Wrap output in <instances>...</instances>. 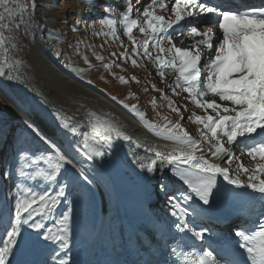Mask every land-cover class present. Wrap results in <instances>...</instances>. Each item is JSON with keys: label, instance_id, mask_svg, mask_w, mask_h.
Returning <instances> with one entry per match:
<instances>
[{"label": "snow or ice", "instance_id": "snow-or-ice-1", "mask_svg": "<svg viewBox=\"0 0 264 264\" xmlns=\"http://www.w3.org/2000/svg\"><path fill=\"white\" fill-rule=\"evenodd\" d=\"M85 2L91 3V0ZM140 2L136 0V4ZM154 6L168 11L165 0H151L143 9L142 23L131 18V0L127 9L122 11L120 23L123 33L132 42V52L137 53L142 48L143 57L152 60L162 81L167 71H174L176 76L166 87L174 94H177L176 88L182 89L188 94L190 102L205 112L203 116L193 112L188 117L190 122L202 126L198 128L200 139L197 140L182 128L179 121L158 128L144 120L145 114L138 111L135 105H123L145 127L176 145L168 152L150 149L154 158L147 160L133 152L132 161L150 177L159 176L158 188L166 196L173 218L172 230L181 238L187 236L193 242H200L198 250L193 246L192 250L186 251L173 240L169 245L170 255L177 264H230L204 243L211 229L197 223L211 208L219 190V179L222 178L226 184L246 188L260 197L259 209H252L256 219L249 221L253 227L248 228L242 222L230 234L236 246L244 251L247 264H264V163H257L251 169L239 163L233 168V161L238 158L230 147L238 146L252 160L259 158V161H264V6L223 9L209 0H175L171 4V12L175 16L172 20L155 14ZM0 7L3 8L0 13V51L4 54L0 57V78L4 77V69L8 68L7 78L11 80L14 77L9 63L10 50L16 46L13 41L19 29L34 15L36 3L35 0L17 3L0 0ZM113 11L112 7H106L105 12L109 15L100 23L111 29L115 37L117 22L111 18ZM136 11L139 13V8ZM202 24L205 30L200 32L198 29ZM209 24L218 25L221 35H217L212 27H207ZM175 25H183L182 31H188L190 36H201L198 45L207 47L208 56L214 50L215 56L204 62L203 71L200 66L203 53L175 46L169 32L175 31ZM134 29L144 34V39L136 40ZM73 31L78 29L74 27ZM180 34L182 32L177 33ZM164 43L169 47H163ZM198 45H193V49ZM150 48L158 49L159 53L169 58L161 55L153 58ZM120 56L127 58L125 53ZM96 59L103 58L97 55ZM136 63L132 60L133 65ZM112 66L110 63L103 65L105 69ZM71 70L85 71L82 68ZM119 79L121 83L126 82L123 77ZM158 91L167 99L163 90ZM209 96L213 99H206ZM215 98L228 104L218 103ZM111 99L116 101L114 96ZM169 107L180 115L179 107H174L172 102ZM183 107L187 110L186 106ZM209 109L215 115H209ZM52 115L64 131L66 144L61 145L34 122L25 120L26 130L43 147L36 152L20 150L13 170L2 173L8 179L13 175L17 179L10 196L11 206L0 213V264H14L18 255L21 256L18 264H71L73 207L72 202L67 201L68 176L64 174L68 173L81 183L89 182L91 165L88 162L94 163L113 154V134L116 139L129 140L110 120L101 119L93 112L87 113V130L72 116L59 112ZM181 119H184L182 115ZM205 153L212 158L226 154L224 163L228 166L221 167L210 162ZM166 169L168 176L164 175ZM241 175L246 179L242 180ZM169 177L182 188L171 191L167 182ZM33 185H43V188L38 190ZM65 201L67 210L57 216L56 207ZM29 254L35 258H28Z\"/></svg>", "mask_w": 264, "mask_h": 264}, {"label": "rangeland", "instance_id": "rangeland-1", "mask_svg": "<svg viewBox=\"0 0 264 264\" xmlns=\"http://www.w3.org/2000/svg\"><path fill=\"white\" fill-rule=\"evenodd\" d=\"M17 2H21V0H14V3ZM132 2L136 4V0H132ZM128 3L129 0H122L118 3L117 0H91V3L85 2V0H42L40 3H36L35 11L38 10L37 6L39 5L41 9H39L38 17L42 19L43 24L35 18V12L30 19L26 18L27 23L15 35L13 42L16 46L11 49L34 89L49 105L57 108L60 114L72 116L76 122L84 124L82 126L87 128V113L93 112L101 119L110 120L116 127L126 126L131 131H136L135 135L129 136L134 137L132 140L123 139L118 142L120 151H115L117 154L119 153L121 159H125H123V168L127 173L130 171L125 168L126 166L129 169L141 171L132 162L133 152H140V156L145 157L146 160L150 156L146 154V150H143V146H147L149 149H153V147L161 149L162 147L164 148L162 150H172L176 145L170 140L157 136L153 130L145 127L123 105L126 104L129 107L135 105L138 111L145 114L144 120L158 128L169 122L179 121L182 128L197 140L200 139L198 128L202 126L190 122L188 117L193 112L197 115H205L202 109L196 108L190 102L188 94L182 89L176 88L177 94H174L166 87L167 84L173 82L176 76L174 71H167L162 81L152 60L143 57L142 48L137 53L132 52V42L123 33V25L120 23L122 11L127 9ZM150 3L151 0H148L144 7ZM165 3L168 4V0H165ZM135 4H133V8ZM106 7L114 9L111 18L117 22L115 37L112 35L111 29L100 23L102 18L109 15L105 12ZM144 7L139 9V13L133 10L131 18L142 23ZM2 11L3 8L0 7V13ZM154 11L155 14L164 16L166 20H172L170 17L174 16L171 12V5L166 12L161 11L158 6H154ZM74 27L78 31H73ZM207 27H212L217 35H221L216 25L209 24ZM198 30L203 32L205 25L202 24ZM181 32L182 34L177 35ZM171 34L173 39L182 40L186 35L187 40H192L190 44H187L189 46L182 47L189 51H193V45H198V41L202 39L201 36L190 37L186 30ZM133 36L138 41L144 39V34L140 33L138 29L133 30ZM175 46L180 47L177 44ZM163 47L167 48L169 45L164 43ZM197 48L196 50L204 54L200 62L202 68L205 61L215 56V52L213 50L211 56H208L206 46L198 45ZM150 51L153 58L157 55L169 58L159 53L158 49L150 48ZM113 53L116 55H112ZM121 53H125L127 58H121ZM3 55V52L0 51V57ZM97 55L103 59L98 61ZM132 60L137 61L136 65L132 64ZM109 63L113 66L105 69L103 65ZM72 68H82L85 71L74 72L71 70ZM8 72L9 69L5 68L4 77L0 78V184L4 186V190L0 192V199L3 198L2 201L0 200V213L7 211L11 206L10 196L17 179L15 175L8 179L2 173L13 170L15 157L20 150L27 149L36 152L43 147L26 130L24 121L31 120L58 143L66 144L64 131L54 120L52 112L46 108L44 103H41L42 99L36 98L29 87L21 83L20 80L14 81L13 87L7 85L6 88L4 86L8 79ZM120 77H123L126 82L121 83ZM11 87L12 89H10ZM158 90H163V95L167 99L163 98L161 91ZM11 94H18L19 98L21 96L22 100L26 99L30 103L26 101L28 104L24 103L23 109L11 100ZM103 96L107 100L103 99ZM113 96L116 97V101L111 99ZM99 98L103 99L106 104ZM206 99L211 100L213 97L209 96ZM215 99L218 103L228 104L226 101L221 102L218 98ZM117 101L121 103H117ZM170 102L174 107L180 108V115L170 110ZM183 106H186L187 110ZM26 107L27 109L29 107V112H24ZM208 114L215 115L211 109L208 110ZM181 115L184 119H181ZM140 125L147 129V133ZM231 150L238 158L233 161V168H236L239 163L250 169L255 168L257 163H264V161H259V158L256 161L252 160L246 153H242L238 146H233ZM205 155L210 162L220 165L219 162L224 154L218 158H212L207 153ZM96 162L99 161L88 162L91 164V169L88 172L90 180L87 183L79 182L68 173L64 174V176H68L67 201H71L73 207L69 253L71 264H119L118 253L113 246L114 219L108 220L111 195L100 174L95 172ZM220 163L226 165L224 161ZM141 172L143 178L146 181L148 179L149 185L150 181L153 185L152 179L146 171ZM64 176L61 177V180L64 179ZM244 177L246 178L241 175L240 178ZM33 186L38 187V190L43 188V185ZM157 198H161L159 207H162L163 203L167 204L166 196L163 193L159 192ZM7 200H9V206L6 204ZM66 203V201L62 202L56 207L57 216L67 210ZM197 223L207 227V224L200 219L197 220ZM208 227L212 231L215 230L213 226ZM30 256L31 254L28 258ZM20 259L21 256L18 255L15 261L18 262Z\"/></svg>", "mask_w": 264, "mask_h": 264}, {"label": "bare ground", "instance_id": "bare-ground-1", "mask_svg": "<svg viewBox=\"0 0 264 264\" xmlns=\"http://www.w3.org/2000/svg\"><path fill=\"white\" fill-rule=\"evenodd\" d=\"M148 0H142L140 2V4H135L134 5V8L133 10H136L137 8L139 9H142L146 2ZM175 0H168V8L170 7V5L172 3H174ZM167 3V1H166ZM173 15V14H172ZM171 19H174L175 16H171L170 17ZM191 19V18H190ZM217 29L219 30L218 28V25H217ZM174 33V32H173ZM176 34V32L174 33ZM199 39V38H198ZM192 40H187L186 38V35H184V39H173V42L175 44H177L178 46H180V48H182L183 46H189L187 45L188 43L190 44ZM184 49V48H182ZM198 49V48H196ZM196 49H193L196 50ZM206 53V52H205ZM207 56V55H206ZM14 57V56H12ZM18 59V58H17ZM10 61V66H11V71H12V75H13V79L9 80V79H6V82L4 84V86L7 88V85L9 86H12L13 87V84H14V81H19L25 77H27L24 73V69L21 67V63L19 62H15L14 63V60H9ZM28 79V78H27ZM12 87L10 89H12ZM11 97V100L19 105V107L23 108L24 109V105L25 104H28L26 103V99L25 100H22V97L20 96L19 98V95L18 94H11L10 95ZM36 98H40L42 99L41 102L42 104L44 103L47 107L46 108H49L48 107V102L43 98V97H37L35 96ZM24 99V98H23ZM101 98H99L100 100ZM103 99H106L104 96H103ZM101 99L100 101L101 102H104V100ZM107 100V99H106ZM25 101V102H24ZM29 102V101H27ZM25 103V104H24ZM30 103V102H29ZM105 103V102H104ZM106 104V103H105ZM22 109V110H23ZM57 109V108H56ZM51 112H54L53 109H49ZM112 110V109H111ZM25 112H29V107L27 109H25ZM51 114V113H50ZM107 116V115H106ZM134 118V117H133ZM104 119V118H103ZM49 120V119H48ZM53 120V118H52ZM76 121V120H75ZM53 122V121H52ZM79 123V122H78ZM54 124V123H53ZM81 124V123H80ZM81 125H84V124H81ZM86 125V124H85ZM139 125V124H138ZM84 128V126H82ZM86 127V126H85ZM132 127V126H131ZM140 127L143 129V130H146V133H147V129L145 127H143L142 125H140ZM120 129V131L126 135V136H132L136 134V131H131V129H129L128 127L126 126H120V127H117ZM85 130H87V128H84ZM138 132V131H137ZM143 132V131H142ZM135 133V134H134ZM145 133V132H144ZM139 134V133H138ZM132 138L134 137H129V140H132ZM113 139H114V148L113 150L114 151H118L119 147H118V142L122 141L123 138H119V139H116L115 138V135L113 134ZM64 141V140H63ZM61 143V142H60ZM134 143V142H133ZM231 148L233 146H230ZM154 148V147H153ZM164 148L161 147V149H156L158 151H163V152H168V151H171V149H166V150H162ZM143 150H146V154L147 155H150L148 158L153 157V152L149 151V147L147 146H143ZM120 151V150H119ZM118 151V152H119ZM142 151V150H141ZM119 154V153H118ZM122 154V152H121ZM136 155L140 156V152H136L135 153ZM152 155V156H151ZM121 158V157H120ZM124 159V158H123ZM226 159V154H224L220 160V162L224 161ZM102 160V165L99 166V164L96 162V167L94 168L95 169V172L99 173L100 174V177L103 179L104 183L107 185V188L109 190V194L111 195V202H112V208H111V211L112 212V217H114L115 219L116 218H122V219H126V217H128L130 215V213L132 214L131 215V218L132 220H134V218H136V213L134 212V209L132 207H128L127 206V199L126 200H123L122 198V194L120 193L119 190H121V188L115 186L111 180V172L109 170V168L106 166V160L105 158L104 159H101ZM125 160V159H124ZM127 162V161H126ZM219 162V166L221 167H226V165L222 164ZM91 165V164H90ZM127 165V164H125ZM228 166V165H227ZM126 169H128L129 172V176L134 180V182H136L137 186L140 188L141 190V194H142V197L144 198L146 204L148 205V207H150V209L154 212H157V213H160L162 214L163 216H166L167 218L169 219H172L171 215H170V212H169V208L167 206V204H164L162 205V207H159V204L161 203V198H157V195L159 194V188H158V185H159V176L157 177H151L152 179V183L153 185H151V181H150V185L147 181L143 178V173L141 171H137V170H132L133 168L129 169V167H125ZM135 168V167H134ZM93 169V170H94ZM139 169V168H138ZM168 170L166 169L165 170V173L164 175L165 176H168ZM145 172V171H143ZM146 175V174H145ZM112 176H114V174H112ZM146 178V177H145ZM242 180H245L246 178H241ZM170 185V189H173V190H176L178 188H182V185L179 184L178 182H176L173 178L169 177L168 181H167ZM219 185L227 192V193H230L232 195H242L243 193L247 192V193H250L251 191L246 189V188H236L234 186H231V185H228L226 184L222 178L219 179ZM163 209V210H162ZM133 212H134V215H133ZM221 213L220 212H217V211H212L210 209H208L207 213L203 216L202 221L204 222H208L209 224L213 225V221H220L221 220ZM233 229V228H232ZM113 232V231H112ZM229 233H231V229L228 231ZM220 234L216 235V234H212L211 232H209L207 234V239L205 240V244L206 245H210V244H213L210 239L211 238H215V237H219ZM227 237L228 238H232L231 234H227ZM114 240V239H113ZM116 249H118V243L116 240H114V245ZM116 251V250H115ZM121 251V250H120ZM123 253V251H121ZM124 258L126 257H120V259L122 260V262H124V264H128L126 261H124ZM121 260H119L121 262Z\"/></svg>", "mask_w": 264, "mask_h": 264}, {"label": "trees", "instance_id": "trees-1", "mask_svg": "<svg viewBox=\"0 0 264 264\" xmlns=\"http://www.w3.org/2000/svg\"><path fill=\"white\" fill-rule=\"evenodd\" d=\"M41 1H42V0H35V3H37V2L40 3ZM37 9H38V10L35 11V14H36V17H35V18H37V20H39V21L42 23V19H39V17H38L39 9H41V7H39V5H38V6H37ZM42 24H43V23H42ZM42 30L44 31L45 29H42ZM91 70H94V69H91ZM91 70H90V71H91Z\"/></svg>", "mask_w": 264, "mask_h": 264}, {"label": "water", "instance_id": "water-1", "mask_svg": "<svg viewBox=\"0 0 264 264\" xmlns=\"http://www.w3.org/2000/svg\"><path fill=\"white\" fill-rule=\"evenodd\" d=\"M12 54H11V50H10V56H11Z\"/></svg>", "mask_w": 264, "mask_h": 264}]
</instances>
